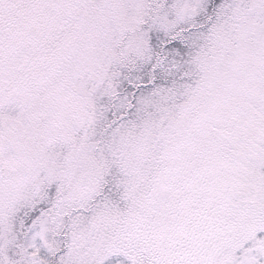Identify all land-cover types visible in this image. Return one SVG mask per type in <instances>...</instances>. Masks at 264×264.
<instances>
[{
  "label": "snow or ice",
  "instance_id": "1",
  "mask_svg": "<svg viewBox=\"0 0 264 264\" xmlns=\"http://www.w3.org/2000/svg\"><path fill=\"white\" fill-rule=\"evenodd\" d=\"M0 264H264V0H0Z\"/></svg>",
  "mask_w": 264,
  "mask_h": 264
}]
</instances>
